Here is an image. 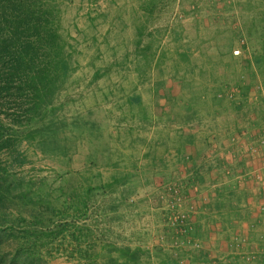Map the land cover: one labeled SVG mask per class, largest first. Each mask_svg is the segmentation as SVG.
<instances>
[{"label": "trees", "instance_id": "16d2710c", "mask_svg": "<svg viewBox=\"0 0 264 264\" xmlns=\"http://www.w3.org/2000/svg\"><path fill=\"white\" fill-rule=\"evenodd\" d=\"M173 1L145 0L141 5L144 17H152ZM50 6L46 8L40 0H0V264H50L57 257H64L70 264H185L188 253L179 239L183 235L176 240L166 237L165 243L156 241L150 247L132 245V238L120 241L113 226L123 217L121 212H130L132 198L142 182H147L148 169L159 186L168 180L155 171L164 167L165 160L153 153V148H162V153L173 150L177 163L186 165L187 173H197L196 160L201 155L195 151L196 136L185 135L184 129H196L205 118L249 108L253 89L261 102L252 64L257 73L264 70V23L259 29L247 25L251 57L242 67L249 70L253 82L239 75L233 83L222 81L213 89L188 77L187 69L198 64L189 58L190 47L178 50L180 38L176 33L179 62H174V76H170L163 74L167 66L164 48L157 53V46L152 52V42L143 44L147 27L142 23L135 28L134 50L139 53L136 67H149L155 62L159 77L163 74L167 82L158 78L152 85L155 98L163 101H153L151 115L155 119L136 93L127 96L126 104L131 115L136 109L142 123L165 121L172 126L170 132H175L173 139L161 137L155 147L145 151L148 162L139 168L132 145L135 139L130 134L124 138L117 124L114 131L104 135L99 118L68 117L60 112L66 101L59 100V93L73 70L72 47L58 33L59 23ZM223 36L217 39L224 40ZM217 51L224 54L219 44ZM179 63L183 66L181 74ZM102 75L101 69H94L86 85H93ZM260 108L261 117L264 109ZM172 124L179 127L173 129ZM128 138L131 142L127 147L132 148L129 154L122 151V140ZM201 140L205 142L206 138ZM29 149L60 166L48 172L26 169L31 164ZM75 157L81 161L77 168L72 167ZM234 192L237 206L246 195L244 190ZM168 232L163 229L158 240ZM197 251L191 254L199 261L202 254Z\"/></svg>", "mask_w": 264, "mask_h": 264}, {"label": "rangeland", "instance_id": "374dc122", "mask_svg": "<svg viewBox=\"0 0 264 264\" xmlns=\"http://www.w3.org/2000/svg\"><path fill=\"white\" fill-rule=\"evenodd\" d=\"M144 1L40 0L46 8L51 5L59 23L58 33L72 47L73 70L59 93V100L66 101L60 112L68 117L80 115L87 116L90 120L99 118L104 135L114 131L117 124L119 133L124 138L130 134V138L135 139L132 145L139 168L148 162L145 161L144 152L155 147L156 141L161 137L173 139L175 132H170L172 126L165 121L142 123L136 109L131 115L126 98L132 93L139 95L143 108L150 115L155 107L153 101L156 104L163 103L153 95L152 85L158 78L165 81L163 74L174 76V62H179L175 53L178 45L174 41V33L180 38L178 50L183 52L190 47V52L187 51L190 53L189 58L193 64H198L194 69L189 66L186 71L188 77L192 76L200 86L213 89L222 81L233 83L239 75L246 76L248 83L253 82L249 70L242 67L245 60L251 57L246 35L247 25L250 23L251 27L252 24V28L257 25L259 29L264 23V0H174L150 18L144 17L146 14L141 8ZM142 23L147 27L143 44L152 42V52L157 46V53L162 47L166 51L167 66H164L160 77V69L155 66V62L149 67H136L139 53L134 50L137 38L135 28ZM223 34L224 40L217 39ZM232 43L233 46L229 49ZM217 44L222 46L224 54H219ZM209 56L211 60H208ZM178 68L181 74L182 64L179 63ZM252 68L257 82L255 89L260 91L261 102L256 100L257 92L253 89L249 93L254 96L249 108L228 111L215 118H205L196 129H184L185 135L190 133L196 136L195 151L201 155L196 160L197 173L193 170L187 173L186 165L177 163L173 150L162 153V148H153V153L156 151L165 160L164 167L158 166L160 169L155 171L168 180L159 186L153 171L148 169L145 177L147 182H142L132 198L133 207L130 212H121L123 217L113 226V232L120 236V241L132 238V245L139 243L150 247L156 241L165 243L163 241L166 237L176 240V236L183 235L179 239L186 253L192 255V251L201 250L205 255L203 243L206 244L207 237H201L203 240L193 237L197 217L204 210L202 200L205 197L209 201L221 194L236 199L234 190H244L246 199L249 200L246 211H250V217L246 219L249 214L239 211L240 222L236 228L238 235L232 237L230 251L237 248V253L244 256L246 263L264 257V249L260 246L256 250L250 249L253 246L247 237L250 231L264 234V115L260 117V107L264 109V70L257 73L253 64ZM94 69H101L103 75L96 83L87 86ZM202 69L204 74L200 76L199 71ZM194 70L196 74L192 75ZM168 86L169 84L165 85L164 90ZM238 96L242 98L240 94ZM172 125L173 129L179 127ZM203 138H206L205 142H202ZM122 142L125 146L122 151L131 153L132 148L127 147L131 139ZM80 154L79 152L77 155ZM28 156L31 164L26 169L48 172L58 168V163L43 158L31 149L28 150ZM80 162L75 157L72 167H79ZM201 186L207 187L206 194H199ZM182 215L187 216L183 227L171 224ZM163 229L165 232L169 229V232L158 240ZM206 261L205 264H213L208 258ZM50 264L70 263L64 257H57Z\"/></svg>", "mask_w": 264, "mask_h": 264}, {"label": "crops", "instance_id": "0c3cea01", "mask_svg": "<svg viewBox=\"0 0 264 264\" xmlns=\"http://www.w3.org/2000/svg\"><path fill=\"white\" fill-rule=\"evenodd\" d=\"M206 188L205 186H201L199 194H206ZM230 197L226 194H221L209 201L204 197L201 203L204 210L197 217L198 219L195 222L196 231L193 237H199L201 240H203L201 237H207L205 239L206 244L205 242L203 243L205 245V255L201 253V260L199 259L198 261L194 260L192 255L187 254L185 264H203L207 258L212 260L213 264H264V257H259L250 263H246V261L244 262V256L241 253H237V248L234 247L233 251H230L232 237L238 235L236 228H238L240 222L239 211L243 210L247 215L250 212L246 211L248 210L247 205L249 201L246 199L247 196L237 206L235 199ZM237 212L239 213L238 215L235 214ZM246 217L248 219L250 214ZM247 235L249 243L253 246L250 249L256 250L259 248L258 246L264 249V234H254L250 231ZM199 251L201 252V250ZM195 253H198V251Z\"/></svg>", "mask_w": 264, "mask_h": 264}, {"label": "built area", "instance_id": "2783aa9c", "mask_svg": "<svg viewBox=\"0 0 264 264\" xmlns=\"http://www.w3.org/2000/svg\"><path fill=\"white\" fill-rule=\"evenodd\" d=\"M237 53L238 52H235V54H237ZM184 220H187V216L182 215L180 217L175 218L174 221L171 224L175 225L177 227H179V226L183 227L182 224H183V222H185ZM182 232H185V229H182ZM181 244H183V243H181Z\"/></svg>", "mask_w": 264, "mask_h": 264}]
</instances>
